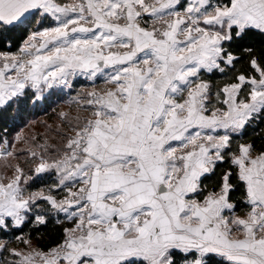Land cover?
<instances>
[{"label": "snow or ice", "instance_id": "6c2138e0", "mask_svg": "<svg viewBox=\"0 0 264 264\" xmlns=\"http://www.w3.org/2000/svg\"><path fill=\"white\" fill-rule=\"evenodd\" d=\"M49 16L56 26L32 31L19 55L0 53V115L70 77L110 87L86 94L89 115L62 147L29 149L32 175L17 165L0 180V231L34 212L45 224L40 201L73 222L48 252L10 250L13 264H264V151L230 152L231 134L264 116V47L250 43L264 45V0H0V44ZM228 70L232 81L213 92L203 74ZM228 156L234 170L205 194L203 179ZM51 172L49 191L66 188L64 199L25 195Z\"/></svg>", "mask_w": 264, "mask_h": 264}, {"label": "rangeland", "instance_id": "374dc122", "mask_svg": "<svg viewBox=\"0 0 264 264\" xmlns=\"http://www.w3.org/2000/svg\"><path fill=\"white\" fill-rule=\"evenodd\" d=\"M55 2L64 5L78 3L79 0H55ZM56 23L49 16L43 20L42 24H34V28H36L35 31H42L44 28L55 27ZM20 49L17 53L13 54L19 55ZM2 63L3 61H0V64ZM9 74L14 76V72H10ZM69 85L57 84L52 88L42 86L43 91L36 93V95H33L36 92L35 89L28 90V96L31 99H27L24 102L27 103L29 107L27 110L30 114L28 113V115L24 116L23 121L19 123L9 138H4L0 141V152H13L12 156L0 157V180L4 183H7L9 179L14 177L17 165L24 170L25 176L32 175L34 164L29 155V149L35 148L37 143H47L48 145L62 147L66 142V137L74 134L71 131V125L76 123V118L80 117L83 119L89 115V111L82 104L86 94L94 90L100 93L104 88L110 87V85L105 83L103 77L98 76L95 80H89L85 76L79 75L70 77ZM215 106L219 107L220 105L217 104ZM15 111L17 116L20 115L17 107ZM62 114H66V117L62 116ZM220 134H223V130H221ZM52 154L55 155V153ZM42 179L44 180L41 181ZM56 180L57 176L55 172L42 174L40 178L29 181L28 185L25 186L27 188L25 195L29 192L42 190L45 195L51 194L58 201L62 200L68 195L66 188L52 187L51 192L49 191L50 186H53ZM40 182L47 183V185L37 188ZM69 187H71L70 184ZM75 190L76 188H73V191ZM24 241H27V243ZM0 242L5 243L1 239ZM6 248L8 250H0V264H13V262L20 259V257L14 256L10 250L19 251L23 255L40 251L35 247L33 242L28 240L6 244ZM36 264H39L38 258Z\"/></svg>", "mask_w": 264, "mask_h": 264}, {"label": "trees", "instance_id": "16d2710c", "mask_svg": "<svg viewBox=\"0 0 264 264\" xmlns=\"http://www.w3.org/2000/svg\"><path fill=\"white\" fill-rule=\"evenodd\" d=\"M35 30L36 28H34L33 24L26 30L13 33L11 40L7 43L0 44V53H17L24 42L28 39L29 34ZM250 43L257 50L264 47L258 37L250 41ZM237 69L240 71L248 70V65L245 61H241V63L237 64ZM232 77L233 71L231 70L226 71V73L215 72L212 74H203V78L212 86L213 92L217 88L223 87L225 83L231 82ZM16 107L20 112V115L18 116L15 113ZM28 108L26 102L17 105L13 104L8 112L0 115V141L4 138H9L14 133L19 123L23 121L24 116L28 115ZM240 144L253 145L254 153L264 151V116L253 120L240 134H231L230 152H238ZM229 170H234L233 166L230 164V156L226 157L225 161L218 163L214 174H210L203 179V183L206 185L205 194L209 191H218L220 177L224 172ZM43 180L44 179L41 181ZM233 183H236L234 179ZM43 185H47V183L40 182L37 185V188ZM231 197L232 202L236 204V208L234 209L235 213L243 214L249 210L247 205L243 202L242 189L237 187L231 193ZM39 203L41 208L35 211L45 214V224H38L35 222L34 212L29 214L28 220L21 228H10L6 232L0 231V239L6 244H14L17 241L28 240L33 242L35 247L42 252H48L51 248L56 247V245L64 238V229L71 228L73 222L68 220L66 215L51 209V206L45 201H40Z\"/></svg>", "mask_w": 264, "mask_h": 264}, {"label": "crops", "instance_id": "0c3cea01", "mask_svg": "<svg viewBox=\"0 0 264 264\" xmlns=\"http://www.w3.org/2000/svg\"><path fill=\"white\" fill-rule=\"evenodd\" d=\"M181 2L182 3H184V0H181ZM178 10H182V9H178ZM253 154V156H255L257 153H252ZM235 213V212H234ZM247 212H245V213H243V214H237V213H235V215H237V216H240V217H244L245 216V214H246ZM64 214V213H63ZM65 215V214H64ZM237 236H241V234L240 233H237L236 234ZM241 238H242V236H241Z\"/></svg>", "mask_w": 264, "mask_h": 264}]
</instances>
